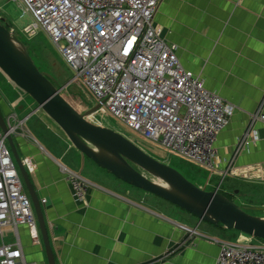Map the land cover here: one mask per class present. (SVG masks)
I'll use <instances>...</instances> for the list:
<instances>
[{"label": "crops", "instance_id": "1", "mask_svg": "<svg viewBox=\"0 0 264 264\" xmlns=\"http://www.w3.org/2000/svg\"><path fill=\"white\" fill-rule=\"evenodd\" d=\"M154 24L175 47L183 67L235 106L216 141L217 169L210 177L221 183L213 190L227 191L241 206L264 207V123L250 118L264 114V0H163ZM3 78L0 73L3 117L12 118L13 124L27 122L32 115L23 105L18 107ZM30 129L32 138L17 135L14 141L21 159L34 166L30 177L43 205L56 264H217L220 246L210 238L264 243L200 221L158 197L150 206L145 200L138 202L139 196L131 192L134 187L83 156L68 139L63 144L49 136L53 143L38 131L47 142L42 144ZM250 132L253 135L238 151ZM67 166L87 169L92 177L82 175L95 185L84 202L73 197L63 169ZM255 214L264 218L263 213ZM179 225L197 229L206 238L189 239ZM17 232L26 264H49L42 238L34 243L30 229L23 225ZM15 233V228L6 227L1 243L14 245Z\"/></svg>", "mask_w": 264, "mask_h": 264}, {"label": "built area", "instance_id": "2", "mask_svg": "<svg viewBox=\"0 0 264 264\" xmlns=\"http://www.w3.org/2000/svg\"><path fill=\"white\" fill-rule=\"evenodd\" d=\"M18 1L35 20L30 29L48 35L75 79L83 83L101 109L128 129L214 176L216 141L235 106L186 70L175 47L155 27V14L163 0ZM250 118L264 123L260 112ZM250 135L253 133L244 136L238 151ZM6 137L0 135V236L12 226L16 243L0 244V264H26L17 228L27 226L34 243L41 239L32 200ZM24 163L34 171L31 161ZM63 169L69 175L74 199L84 202L95 185L67 167ZM179 227L189 239L206 238L197 229ZM210 240L220 246L217 264H264V243Z\"/></svg>", "mask_w": 264, "mask_h": 264}, {"label": "water", "instance_id": "3", "mask_svg": "<svg viewBox=\"0 0 264 264\" xmlns=\"http://www.w3.org/2000/svg\"><path fill=\"white\" fill-rule=\"evenodd\" d=\"M4 21L0 17V69L37 103L36 111L42 110L62 129L83 156L116 179L161 198L200 221L264 240V218L255 214L264 211V207L241 206L218 190L207 191L123 134L92 123L89 117L99 111L100 105L85 113L79 111L63 96L66 86L57 88L54 78L39 69L28 47ZM0 128L8 136L13 159L32 199L48 262L56 264L43 205L1 110Z\"/></svg>", "mask_w": 264, "mask_h": 264}, {"label": "rangeland", "instance_id": "4", "mask_svg": "<svg viewBox=\"0 0 264 264\" xmlns=\"http://www.w3.org/2000/svg\"><path fill=\"white\" fill-rule=\"evenodd\" d=\"M0 17L5 18V24L8 25L10 29L14 30L19 39L28 47L29 51L33 54L32 57L36 61L37 65L42 68V71L50 74L54 78V81L56 80V84H59L56 86H60V88L66 86L65 90L63 91V96L68 98L79 111L85 113L98 105L96 104V101L92 94L88 91V89L85 88L83 83L75 79V73L68 67L63 56L61 55L57 47L52 43L48 35L42 30H38V33L35 34V31L30 29V27L34 25L35 20L30 13L24 10L23 5L20 1L0 0ZM0 73L4 77L3 79L6 90H8L10 92V95L13 96V100L17 101L18 107L23 105L26 111H28V113L32 115V118H29L30 121L29 119L27 122L23 120L22 122L20 121L16 124H13L12 119H7L9 132L11 131V128H16L18 126L13 132H10L9 134H11L13 137H16L18 135L22 137L27 136L29 138H32L31 133L27 130L30 127V130L34 134V139L42 144L47 143L45 138H48V140L56 143V141L52 140L50 137H56L57 141L60 140L63 144H65L64 140L68 138L62 131V129L42 110L36 111L38 107L37 103L33 99H31L25 92L19 89L3 73L1 69ZM0 85L2 86L3 84L0 83ZM98 110V112L89 117V120L92 123L102 127L111 128L112 130L123 134L125 137H127L139 147H141L144 151H146L150 156L176 168L181 173H183L190 181H192L199 187L207 191H215L213 189L216 187V184L219 185L221 183L215 180L212 181L210 177L211 172L204 169L200 165L192 163L191 161L174 153H170L158 144L147 140L146 138L140 136L138 133L128 129L117 119L111 117L107 110L101 108ZM19 124L21 125L19 126ZM25 126L27 127V129ZM17 129H21V133H18ZM38 131H43L42 133L45 138L40 133H38ZM7 137L6 141L9 145ZM23 160L25 161L27 159ZM200 168L204 169L205 171ZM68 170L80 174L81 176L83 175L85 177L92 178L88 170L83 169L82 167H77L76 169L68 167ZM99 173L101 174L102 172L99 171ZM196 173L197 175H195ZM66 175L69 181V175L67 172ZM131 190H133L131 192H134L135 195L139 196L140 200L138 202H142L143 200H145V204L148 206H150L152 200H158L156 196L145 194L142 191L134 190V188H131ZM164 203L171 206L169 202ZM261 213L264 214V211L259 212V214ZM221 237L226 238L223 236ZM256 239L257 241H262L261 239ZM233 241H235V239H233ZM239 243L248 244L243 241H239Z\"/></svg>", "mask_w": 264, "mask_h": 264}, {"label": "trees", "instance_id": "5", "mask_svg": "<svg viewBox=\"0 0 264 264\" xmlns=\"http://www.w3.org/2000/svg\"><path fill=\"white\" fill-rule=\"evenodd\" d=\"M8 26V25H7ZM9 27V26H8ZM30 52V51H29ZM30 54H31V56L33 55L31 52H30ZM34 59V58H33ZM36 62V61H35ZM37 64V63H36ZM38 66V65H37ZM39 67V66H38ZM39 69L42 71V68L41 67H39ZM56 81V80H55ZM58 83V82H57ZM56 85H59V84H56ZM57 88H59L60 89V86H58ZM63 94H64V92H63ZM66 98V97H65ZM68 101H70L68 98H66ZM32 118V117H31ZM30 118V119H31ZM29 119V120H30ZM179 171V170H178ZM183 174V173H182ZM184 175V174H183ZM185 176V175H184ZM186 177V176H185ZM220 193H222V194H224L226 197H228L229 199H231L232 201H234L233 199H234V197H233V195H231L230 193H228L227 191H224V190H220L219 191ZM235 202V201H234ZM262 241H264V240H262Z\"/></svg>", "mask_w": 264, "mask_h": 264}, {"label": "clouds", "instance_id": "6", "mask_svg": "<svg viewBox=\"0 0 264 264\" xmlns=\"http://www.w3.org/2000/svg\"><path fill=\"white\" fill-rule=\"evenodd\" d=\"M10 147V146H9ZM10 150H11V148H10ZM11 153H12V151H11ZM12 158H13V154H12ZM21 175V174H20ZM22 177V176H21ZM23 180V179H22ZM24 183V182H23ZM24 186H25V184H24ZM26 189V188H25ZM28 193V192H27ZM28 195H29V193H28ZM30 196V195H29ZM31 198V197H30ZM32 200V199H31ZM33 203V202H32ZM34 207V206H33ZM35 211V210H34ZM36 214V213H35ZM38 222V221H37ZM39 230V229H38ZM40 232V231H39Z\"/></svg>", "mask_w": 264, "mask_h": 264}, {"label": "bare ground", "instance_id": "7", "mask_svg": "<svg viewBox=\"0 0 264 264\" xmlns=\"http://www.w3.org/2000/svg\"><path fill=\"white\" fill-rule=\"evenodd\" d=\"M155 16H156V14H155ZM59 89V88H58ZM228 231V230H227Z\"/></svg>", "mask_w": 264, "mask_h": 264}]
</instances>
